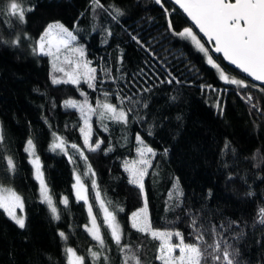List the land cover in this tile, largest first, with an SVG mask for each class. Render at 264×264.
Here are the masks:
<instances>
[{
	"label": "trees",
	"instance_id": "obj_1",
	"mask_svg": "<svg viewBox=\"0 0 264 264\" xmlns=\"http://www.w3.org/2000/svg\"><path fill=\"white\" fill-rule=\"evenodd\" d=\"M101 3L108 10L97 8L94 14L90 0H24V7L33 8L26 12L25 23L0 13V186L23 197L27 218L21 229L0 209V264H68L66 248L84 256V264H93L89 249L100 251L96 264H124V252L103 224V250L86 230L89 215L86 204L75 197L76 175L87 188L98 223L102 221L88 165L106 206L116 214L123 243L131 246L140 264H160L155 259L159 242L137 232L130 222L132 213L144 206L140 190L129 183L123 167L126 160L136 158L138 133L156 152L144 181L152 227L179 230L187 243L189 213L205 229L234 221L228 234L239 237L229 239L239 250L237 259L241 264H264V224L258 215L264 209V92L260 87L225 84L190 40L174 35L173 30L191 26L180 10L173 11L178 7L170 0H162L163 7L155 0ZM5 5L6 0H0V7ZM113 9L122 15L116 16ZM56 21L76 30V43L83 46L98 76L103 75L99 69L106 67L117 81L113 84L104 77L100 88H119L121 95L139 101L127 125L105 121L108 131H104L92 117L91 140L103 143L96 151L84 148L87 161L70 148L74 163L60 151L50 150L53 132L83 147L80 114L65 108L64 101L84 97L72 84L52 83L49 57L32 53L33 41ZM213 59L230 77L252 84L221 58ZM79 87L95 105L100 93L85 83ZM246 93L251 94V103L244 98ZM137 115L143 119L135 121ZM29 139L43 165L59 219L39 201V185L25 152ZM9 157L16 166L14 173L7 170ZM176 187L183 193L178 207L175 199L169 201ZM63 197L68 199L66 206ZM205 239L211 242L209 235Z\"/></svg>",
	"mask_w": 264,
	"mask_h": 264
},
{
	"label": "snow or ice",
	"instance_id": "obj_2",
	"mask_svg": "<svg viewBox=\"0 0 264 264\" xmlns=\"http://www.w3.org/2000/svg\"><path fill=\"white\" fill-rule=\"evenodd\" d=\"M24 0H6V5L0 7V13L6 12L8 16L16 18L19 22H26V12L33 10L32 7H24ZM92 11L95 14L97 8L107 11L108 9L101 3V0H90ZM156 4L161 5L162 0H155ZM174 5H178V9L191 20L192 24L203 33L207 43L212 45L215 53L221 54L223 59L231 65H234L247 77L253 81L260 82L264 85V0H172ZM116 16L122 15L119 9H113ZM165 12L168 10L165 8ZM116 18L115 16L113 17ZM171 28V20L168 22ZM74 30H69L59 21L48 24L42 34L33 41L32 53L37 56L49 57L53 69V73L60 72L63 74L61 78L52 76L54 84H72L76 87L80 95L84 97L83 101L68 99L64 101L65 108L78 110L83 126L79 127V131L83 138V147L76 143H69L63 137L52 133L53 142L50 145L51 151L59 150L62 154L68 156L69 162H73V156L69 154V148L73 153L78 154L87 161L84 155V148L88 151H96L100 148L103 140L97 139L94 143L91 140L92 117L96 116L100 127L104 131H108L105 121L127 125L129 123V114L136 111L134 107L139 101L133 100L131 96L125 97L121 95V89L104 90L98 85H102L104 77L112 80L113 84L117 81L112 78L111 72L106 67H101L99 71L102 76L97 75V68L92 66V62L86 58V52L83 46L77 45V35ZM173 34L181 39L190 40L196 48L204 53L207 57V63L213 68L220 69V65L216 63L209 49L201 42L202 38H198L191 27H186L182 31ZM108 35H111L109 32ZM133 39H136L133 37ZM18 43V39L12 41ZM65 66H68L66 68ZM220 79L225 84L236 86L237 88H257L256 84H249L243 79L230 77L223 70H220ZM87 84L88 88L100 95L93 105L88 98V94L80 89L81 83ZM171 83V81H168ZM264 92V87L259 89ZM150 91V89H145ZM115 97L116 102H113ZM244 98L251 103L252 96L246 93ZM127 99V104H126ZM143 107H147L146 104ZM143 117L135 116L134 120H142ZM151 135V131L148 132ZM3 142L2 130H0V143ZM112 149L109 148L108 151ZM25 151L30 157V163L34 169V179L39 185V196L42 203H46L51 211L54 219H59L57 208L50 195V190L46 184L43 165L35 152V144L31 139L27 141ZM135 153L136 158L126 160L123 164L124 171L128 174L129 183L135 185L143 196L144 206L132 213L130 222L131 227L137 232L150 237L152 240L159 241L157 254L155 259L160 264H241L237 259L239 250L229 243V239H238L233 234H228V228H231L236 222L230 221L227 226L221 224L219 229L212 225L209 229H205L202 224L198 223V217L189 213V236L190 242H185L183 232L176 229H154L151 224L147 212L148 197L144 191L145 178L149 176V170L153 169V159L156 156L155 150L150 147L144 138L138 133L135 136ZM91 171V166L88 165ZM7 170L15 172L16 166L14 161L9 157L7 159ZM94 177V171L91 172ZM75 195L77 200H82L88 205V214L90 217V227L85 226L92 239L97 242L99 249H105V241L101 234V224L108 230L112 240L118 248L124 252V264H140L139 258L131 252V246L128 243L122 244L124 233L119 222L116 219L114 211H109L105 201L101 199L99 185L93 179L91 187L95 190V197L102 210V221L97 222V215L93 214L92 204L88 203L87 188L85 187L80 175L75 176ZM178 185V181H177ZM183 193L176 187L174 192L169 193V201L175 199L179 206V197ZM61 203L65 206L68 204L67 197L62 198ZM110 203V202H109ZM0 209L21 229L25 227L24 215H17V209L21 213L24 211V199L16 191L11 188L0 186ZM123 211V209H119ZM259 223L264 224V209L259 210ZM238 227V225H237ZM63 239H67L63 232L59 233ZM211 237V242L205 239V236ZM175 237L176 243H173ZM178 252V254H177ZM68 264H84V256L78 255L72 248H66ZM88 255L92 258L93 264L100 258V251L88 250ZM107 260V257L104 258Z\"/></svg>",
	"mask_w": 264,
	"mask_h": 264
},
{
	"label": "water",
	"instance_id": "obj_3",
	"mask_svg": "<svg viewBox=\"0 0 264 264\" xmlns=\"http://www.w3.org/2000/svg\"><path fill=\"white\" fill-rule=\"evenodd\" d=\"M170 1L172 2V0H170ZM175 6L178 7V5H175ZM180 11L182 12V10H180ZM182 13H183V12H182ZM183 15H184V17L186 18V20L188 21V23L190 24V26L194 29V31H196V33L199 35V37L202 38V40H203L204 43L207 45V47H208V49H209L211 55H212L214 58H216V59L221 58L222 61H223V63H224L226 66H228V67H230L231 69L237 71L238 73L244 75L246 78L249 79V81H250L252 84H256V85H258L260 88H261V87H264V85H261L260 82H258V81H253L250 77H247V75H246L245 73H242V72H241L239 69H237L234 65H231V64L228 63L226 60H224L221 54H217V53H215L214 50H213V48H212V45L209 44V43H207L206 38H203V33H200V32H199V29L196 28V27L192 24L191 20L186 16V14L183 13Z\"/></svg>",
	"mask_w": 264,
	"mask_h": 264
},
{
	"label": "rangeland",
	"instance_id": "obj_4",
	"mask_svg": "<svg viewBox=\"0 0 264 264\" xmlns=\"http://www.w3.org/2000/svg\"><path fill=\"white\" fill-rule=\"evenodd\" d=\"M193 29V28H192ZM193 32L197 35V37L198 38H200L199 37V35L196 33V31H194V29H193ZM201 42L202 43H204V41L201 39ZM76 43V42H75ZM194 46H195V44L193 43V42H191ZM77 45H79V46H82L81 44H78V43H76ZM204 45H205V47L206 48H208L207 47V45L204 43ZM196 47V46H195ZM197 49V48H196ZM204 54V53H203ZM209 54L211 55V53H210V51H209ZM50 59V58H49ZM50 63H51V61H50ZM66 68H68V66H65ZM51 68H52V65H51ZM216 70L218 71V73H219V75H220V70L221 69H217L216 68ZM52 75H55L57 78H61L62 76H63V74L62 73H60V72H55V73H53V69H52ZM83 83V82H82ZM81 83V84H82ZM28 141V140H27ZM27 141H26V143H25V147H26V144H27ZM57 151H59V150H57ZM26 152V151H25ZM35 152H36V149H35ZM27 153V152H26ZM28 154V153H27ZM36 155H37V153H36ZM29 156V155H28ZM29 160H30V157H29ZM33 167V166H32ZM33 171H34V169H33ZM90 173L92 172V170L91 171H89ZM91 178H92V176H91ZM95 181H96V177L94 176V178H93ZM92 179V180H93ZM38 183V182H37ZM97 183V182H96ZM5 188H8V187H5ZM93 191L95 192V190L93 189ZM101 193V192H100ZM51 195V194H50ZM87 196H88V193H87ZM38 197H39V201L41 202V200H40V196H39V190H38ZM75 197H76V195H75ZM64 198V197H63ZM76 199H77V197H76ZM101 199H103V197H102V194H101ZM78 201H81V202H84V201H82V200H78ZM98 201V200H97ZM42 203V202H41ZM85 203V202H84ZM88 203H89V198H88ZM98 203H100V201H98ZM43 204H46V203H43ZM63 204V203H62ZM86 204V203H85ZM64 205V204H63ZM86 207H87V211H88V205L86 204ZM102 211V210H101ZM110 211V210H109ZM147 212H148V215H149V211H148V208H147ZM94 214V213H93ZM17 215H24V217H25V227H26V225H27V218H26V214H25V210L23 211V213H21L20 212V210L19 209H17ZM89 215V214H88ZM95 215V214H94ZM131 218V217H130ZM150 218V217H149ZM116 219H117V217H116ZM118 221V220H117ZM98 222V221H97ZM87 226H89L90 227V217H89V222H88V224H87ZM24 227V228H25ZM122 229V228H121ZM88 232V231H87ZM90 235V234H89ZM91 236V235H90ZM159 242V241H158ZM122 243H123V239H122ZM177 254H178V252H177Z\"/></svg>",
	"mask_w": 264,
	"mask_h": 264
}]
</instances>
